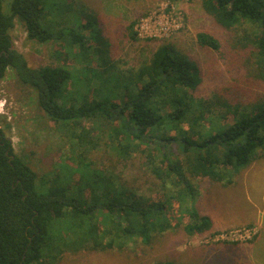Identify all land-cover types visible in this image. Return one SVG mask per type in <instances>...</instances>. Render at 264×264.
<instances>
[{
    "label": "trees",
    "instance_id": "trees-1",
    "mask_svg": "<svg viewBox=\"0 0 264 264\" xmlns=\"http://www.w3.org/2000/svg\"><path fill=\"white\" fill-rule=\"evenodd\" d=\"M71 3L0 0V81L11 70L17 81L33 88L40 110L82 149L75 166L60 165L39 176L29 158L16 154L0 118V264H46L68 247H112L117 241L122 246L137 236L148 242L153 232L170 227L168 219L162 221L170 207L166 199L146 196L115 169L86 161L85 153L98 142L84 120L108 124L125 160L146 147L142 151L149 170L179 186L175 194L181 200L190 197V233L209 229L212 221L194 209L196 190L189 174L231 183L234 174L264 160V0H201L227 36L221 41L202 31L198 41L215 50L224 47L250 91L227 86L205 98L193 94L200 70L180 48L163 44L150 61L121 69L97 16L86 14L85 22L78 14L71 17ZM16 19L29 39L62 42L87 68L75 75L66 63L30 66L12 48ZM245 23L250 29L236 31ZM71 80L75 91L67 95ZM174 144L182 152L180 159H173ZM158 159L165 162L164 169Z\"/></svg>",
    "mask_w": 264,
    "mask_h": 264
},
{
    "label": "rangeland",
    "instance_id": "rangeland-1",
    "mask_svg": "<svg viewBox=\"0 0 264 264\" xmlns=\"http://www.w3.org/2000/svg\"><path fill=\"white\" fill-rule=\"evenodd\" d=\"M69 1H72L69 7L71 17L78 14L85 22L86 14L97 16L98 25L110 42L111 57L117 67L136 69L150 61L160 46L172 43L198 65L201 82L192 91L197 98L209 97L227 86L250 92L241 78L238 79L240 71L230 63L224 47L215 50L198 41L197 34L202 31L214 34L221 41L227 36V30L204 10L201 0ZM249 25H240L236 31H244L245 27L248 30ZM11 34L14 46L32 67L66 63L75 75L87 68V64L72 55L73 52H69L62 42L40 43L29 39L25 25L18 19ZM92 65L98 69L96 64ZM75 87V81L71 80L65 93L70 95ZM0 116L16 154L29 158L39 176L58 169L60 165L71 167L79 163L78 154L82 149L60 124L47 118L37 104L34 89L17 81L11 70L0 81ZM83 124L94 130L92 134L98 142L95 148L85 153L86 161H91L99 169H115L146 196L155 200L166 199L170 207L162 221L168 219L170 227L153 232L148 242L137 236L125 240L122 246L117 241L112 247L85 246L79 250L68 247L59 259L46 264H156L169 260L174 264H264L263 159L234 174L231 183L188 175L196 190L194 209L212 221L209 229L190 233L186 230L190 221V197L181 200L175 194L179 186L175 187L170 180L163 182L149 170L142 151L146 147L141 146L125 160L116 150L115 134L108 124L95 120H84ZM172 151L175 154L173 159L183 157L177 144L172 146ZM157 163L164 169L165 162L158 159ZM104 241L108 243L110 239Z\"/></svg>",
    "mask_w": 264,
    "mask_h": 264
},
{
    "label": "water",
    "instance_id": "water-1",
    "mask_svg": "<svg viewBox=\"0 0 264 264\" xmlns=\"http://www.w3.org/2000/svg\"><path fill=\"white\" fill-rule=\"evenodd\" d=\"M13 47H15V46H14V43H13V45H12V48H13ZM11 158H12V157H11Z\"/></svg>",
    "mask_w": 264,
    "mask_h": 264
},
{
    "label": "built area",
    "instance_id": "built-area-1",
    "mask_svg": "<svg viewBox=\"0 0 264 264\" xmlns=\"http://www.w3.org/2000/svg\"><path fill=\"white\" fill-rule=\"evenodd\" d=\"M3 108V107H2ZM2 108H1V110H2Z\"/></svg>",
    "mask_w": 264,
    "mask_h": 264
}]
</instances>
